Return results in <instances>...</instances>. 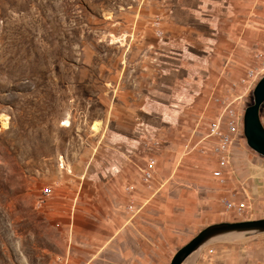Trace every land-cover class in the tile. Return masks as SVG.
I'll use <instances>...</instances> for the list:
<instances>
[{"label":"rangeland","instance_id":"374dc122","mask_svg":"<svg viewBox=\"0 0 264 264\" xmlns=\"http://www.w3.org/2000/svg\"><path fill=\"white\" fill-rule=\"evenodd\" d=\"M262 40L264 0H0V264H107L90 232L136 211L131 182L206 208Z\"/></svg>","mask_w":264,"mask_h":264},{"label":"crops","instance_id":"0c3cea01","mask_svg":"<svg viewBox=\"0 0 264 264\" xmlns=\"http://www.w3.org/2000/svg\"><path fill=\"white\" fill-rule=\"evenodd\" d=\"M177 27L180 23H176ZM186 44L191 45L188 41ZM171 49L175 53L172 52L170 60L174 58L183 66L182 60L189 58L186 49ZM260 120L264 127L261 111ZM217 158L213 157L215 170L219 169ZM226 158L228 164L222 169L225 182L221 184L211 175L214 180V191L210 195L213 201H208L207 207L200 211L194 197L166 196L157 192L149 197L143 185L131 182L134 190L124 196L134 200L136 211L124 212L121 216L113 214L107 219L106 229H100L99 224L92 227V250L96 252L97 242L105 235L107 264H169L177 250L208 225L264 219V157L249 149L243 136L238 135ZM222 199L244 203V212L241 215L225 213ZM183 264H264V234L226 237L210 242Z\"/></svg>","mask_w":264,"mask_h":264},{"label":"built area","instance_id":"2783aa9c","mask_svg":"<svg viewBox=\"0 0 264 264\" xmlns=\"http://www.w3.org/2000/svg\"><path fill=\"white\" fill-rule=\"evenodd\" d=\"M255 58L256 64L247 71L244 78L239 83L241 94L235 99L222 104L219 119L214 124L213 129L217 130L215 131V137H217L218 143L213 146L211 153L218 157L217 163L219 169L213 172V176L214 178L219 179L221 184L225 182V179L222 177V169L228 164L226 155L229 152L231 143L238 135L243 136V114L246 108L245 105H242L243 99L245 96L252 94L255 85L264 76V40L261 41L259 50L255 54ZM222 123L226 125V132L224 133L220 132V126ZM155 166V160L150 158L146 162V166L141 168L140 176L145 183H148L152 179ZM126 191L127 193H130V187H126ZM43 194H50V189L45 188ZM221 204L225 213L241 215L245 210L244 203L236 204L230 199H222ZM128 209L132 211L133 206L129 205Z\"/></svg>","mask_w":264,"mask_h":264},{"label":"water","instance_id":"95a60500","mask_svg":"<svg viewBox=\"0 0 264 264\" xmlns=\"http://www.w3.org/2000/svg\"><path fill=\"white\" fill-rule=\"evenodd\" d=\"M264 104V76L252 91V103L243 114V138L246 146L264 157V127L260 120V111ZM264 234V219L220 222L201 229L187 244L172 257L169 264H183L189 256L210 242L234 236H253Z\"/></svg>","mask_w":264,"mask_h":264}]
</instances>
